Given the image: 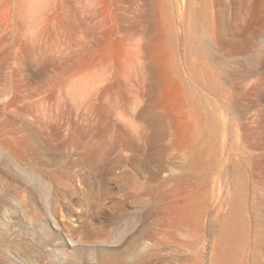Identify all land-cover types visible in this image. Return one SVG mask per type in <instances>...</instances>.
<instances>
[{
    "label": "rangeland",
    "instance_id": "rangeland-1",
    "mask_svg": "<svg viewBox=\"0 0 264 264\" xmlns=\"http://www.w3.org/2000/svg\"><path fill=\"white\" fill-rule=\"evenodd\" d=\"M12 152L73 219H42L55 194ZM19 174L20 212L77 264H264V0H0V179Z\"/></svg>",
    "mask_w": 264,
    "mask_h": 264
},
{
    "label": "bare ground",
    "instance_id": "bare-ground-1",
    "mask_svg": "<svg viewBox=\"0 0 264 264\" xmlns=\"http://www.w3.org/2000/svg\"><path fill=\"white\" fill-rule=\"evenodd\" d=\"M8 138H12L18 142V145L23 144L25 150L28 151L25 141L29 137L16 138L9 136ZM12 155L23 165L27 166V169L34 175V178H38L39 186L41 181H49L51 190L55 194V199L50 206L51 212L42 213V219H48L49 215L57 216L58 213L62 220L73 219L74 216L72 214L74 212H58V210L63 211V209L68 207L70 202L66 192L57 190L61 186V184L59 186L57 179L49 173L42 172L38 166L32 164L20 152H12ZM18 176L25 184L21 182L22 180H14L8 185L0 179V264H77L76 260L70 259V255L67 253L65 245L60 241V238H57L58 243H53L54 240H51L47 233L43 230H37L40 218L32 216L37 214V212H33V207H31V214L29 213L30 216L25 212H20V205L28 204L30 206V201H34L32 196L34 192L33 188L28 186L29 184L26 182L25 177L21 174ZM19 177L17 178L20 179ZM80 182L82 185V181ZM4 187H13L17 202L14 203V199L9 197L8 192L3 191ZM35 187L38 188L37 186ZM40 188H43V186H40ZM73 189L78 191L81 188ZM75 219L78 222L80 217H76ZM29 224L31 228L28 226ZM66 231L73 247L76 246L75 243L84 235L79 228L76 229L71 226H66Z\"/></svg>",
    "mask_w": 264,
    "mask_h": 264
}]
</instances>
